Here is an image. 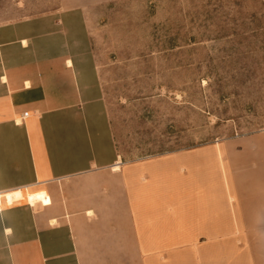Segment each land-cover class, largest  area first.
<instances>
[{"label": "crops", "instance_id": "0c3cea01", "mask_svg": "<svg viewBox=\"0 0 264 264\" xmlns=\"http://www.w3.org/2000/svg\"><path fill=\"white\" fill-rule=\"evenodd\" d=\"M231 165L208 146L122 161L87 38L39 19L0 25L4 264L238 263L247 251L232 240L264 239V195L232 193ZM15 193L30 216L1 201Z\"/></svg>", "mask_w": 264, "mask_h": 264}, {"label": "rangeland", "instance_id": "374dc122", "mask_svg": "<svg viewBox=\"0 0 264 264\" xmlns=\"http://www.w3.org/2000/svg\"><path fill=\"white\" fill-rule=\"evenodd\" d=\"M34 19L87 38L122 161L226 150L231 192L264 195V0H0V25ZM232 241V264H264L263 238Z\"/></svg>", "mask_w": 264, "mask_h": 264}, {"label": "bare ground", "instance_id": "6f19581e", "mask_svg": "<svg viewBox=\"0 0 264 264\" xmlns=\"http://www.w3.org/2000/svg\"><path fill=\"white\" fill-rule=\"evenodd\" d=\"M151 157V156H150ZM121 165V161H118L117 163L114 164V170H119ZM9 231V230H8Z\"/></svg>", "mask_w": 264, "mask_h": 264}]
</instances>
